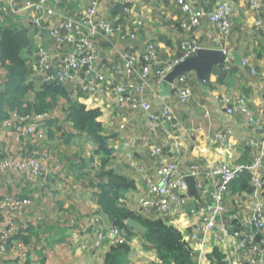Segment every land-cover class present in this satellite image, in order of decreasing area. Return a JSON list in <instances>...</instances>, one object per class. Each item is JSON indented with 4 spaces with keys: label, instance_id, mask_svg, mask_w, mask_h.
Here are the masks:
<instances>
[{
    "label": "crops",
    "instance_id": "0c3cea01",
    "mask_svg": "<svg viewBox=\"0 0 264 264\" xmlns=\"http://www.w3.org/2000/svg\"><path fill=\"white\" fill-rule=\"evenodd\" d=\"M2 1L8 8L15 2L19 5L20 11L11 14L1 25L22 28L30 33L34 48L30 54L26 53V57L34 68L38 46L44 45L52 50L53 40L48 32L44 35L43 30L34 28L31 13L21 8L24 0ZM92 1L62 0L55 5L69 15L71 11L78 14ZM188 1L209 12L216 3V0ZM118 2H129L126 6L131 12L124 16L111 14ZM99 12L110 23L121 24L127 27L128 32L136 34V39L129 44L122 42L117 35L110 43L103 38L97 39L101 58L98 70L108 80L125 84L128 79L119 73L124 67L123 54L128 50L139 54L147 43L155 46L161 65L182 54V42L187 35L180 27L183 15L169 0H102ZM261 17L264 18V12ZM137 21L142 23L140 27L135 25ZM193 37L205 49L226 50L228 53L223 63L215 68L209 84H203L195 72L189 73L191 96L185 104L174 86L176 81L158 84L153 78L142 95L152 103L155 111L160 109L162 102L172 107L177 122L176 135L181 137V156L176 161L182 176L189 174L192 164L204 171L220 164L234 168L251 165L259 155L256 145L264 136V35L255 27L248 0L236 1L227 39L222 38L208 21H204ZM244 60L248 61L247 66H243ZM220 67L227 71L222 72ZM0 69L2 79H5L7 71L1 63ZM89 80L94 81V77L90 76ZM237 97L245 98L258 124H250L238 110L234 104ZM78 100L88 109L101 111L99 120L103 123L108 143L118 154L108 169L132 184V188L123 193L122 207L142 218L162 219L163 214L155 210L143 212L140 201L146 196V179L160 166L149 147L152 144L164 147L167 153L164 159L172 161L174 157L169 153L171 135H165L161 130L153 133L147 125L146 114L141 110L119 108L104 84L94 94L84 95ZM225 100H230V104L226 105ZM61 102L66 100L60 99L51 111L52 121L43 131L42 140L31 136L18 146L13 134L0 128V156L6 157L24 148L50 153L51 160L44 163L52 167L56 158L64 164V170L53 174L46 182L34 179L29 171L0 172V197L32 201L19 220L22 226L19 238L7 251L4 264H174L173 261L162 260L159 252L145 239V232L138 230L129 232L127 251L116 249L115 238L111 234L115 226L101 208L98 197L100 185H107L108 180L100 179L101 164L90 158V151L96 146L67 122L69 107L62 110ZM229 110L233 112L229 113ZM123 125L125 129H121ZM229 131L234 133L230 138L232 148L228 142H217L218 134ZM262 172L264 175V168ZM198 197V190L193 196L188 195L187 204L179 214L172 216V223L167 219L168 225L190 235L196 223L193 211L197 203L194 199ZM229 197H232L229 210L241 212V216L249 214L252 203L244 192H232ZM208 200L209 197L204 198L205 203ZM3 220L4 217L0 216V227ZM244 231L256 234L251 228ZM206 244L209 253L219 248L212 238L206 240ZM23 254L27 258L25 261L18 258ZM231 259L234 264H244L235 254Z\"/></svg>",
    "mask_w": 264,
    "mask_h": 264
},
{
    "label": "built area",
    "instance_id": "2783aa9c",
    "mask_svg": "<svg viewBox=\"0 0 264 264\" xmlns=\"http://www.w3.org/2000/svg\"><path fill=\"white\" fill-rule=\"evenodd\" d=\"M101 1L94 0L78 14L69 16L55 5L62 3V0H24L21 8L31 13L34 28L39 31L47 30L53 40L52 50L44 45L38 46L34 70L47 83L80 84L85 95L94 94L100 85L104 84L119 108L141 110L146 114L147 125L153 133L161 130L165 135H171L169 153L174 157L172 161L164 159L167 155L164 147L156 144L149 147L152 157L159 161L160 166L146 179L147 192L140 201L141 210L146 213L155 210L163 214L162 219L169 218L172 223L174 220L172 216L179 214L187 204L189 193L185 178L194 177L197 181L199 197L194 199L197 203L193 211L196 223L190 235L188 234V239L193 243L202 237L203 247L197 264H209L206 244L209 238L213 239L217 247L224 250L227 264H234L231 259L232 254L237 255L244 264H264V175L262 172L264 136L262 142L256 145L259 148V155L251 165L234 168L220 164L204 171L192 164L189 174L182 176L176 161L181 156V137L176 135L177 122L172 107L162 102L160 109L155 111L152 103L142 95L151 79L154 78L158 84L165 82L177 65L205 49L204 45L193 37L194 32L203 25L204 21L214 25L220 36L227 39L231 32L237 0H216L215 8L210 12L193 6L188 0H169L183 15L180 27L187 35L182 42V54L161 65L156 48L151 43H147L139 54L128 50L123 54L124 67L119 72L123 78L128 79L125 84L108 80L98 70L101 58L97 50V39L103 38L110 43L117 35L122 42L129 44L136 39V34L132 31L128 32L127 27L121 24L114 25L107 21L105 15L99 12ZM127 3L129 2L123 3L125 13L131 12L126 6ZM248 4L250 12L255 17V27L264 35V18L261 17L264 12V0H248ZM19 11L17 2L8 8L0 0V27L15 28L1 24L11 14ZM135 25L140 27L142 23L137 21ZM223 52L225 55L228 54L226 50ZM141 62L142 66H140ZM247 65L248 61L244 60L243 66ZM83 70L85 75L82 76ZM90 76L94 77V81L88 79ZM189 76V74L182 75L174 84L184 104L191 96ZM2 82L0 69V85ZM225 104L229 105L230 100H225ZM234 104L247 117L250 124H258L259 121L251 115L245 98L237 97ZM232 112L233 110H229V113ZM51 121V112L29 115L12 112L0 123V128L9 130L13 134L15 143L20 146L24 139L31 136L42 140L43 131ZM121 129H125V126H121ZM233 135L232 131L218 134L217 142H228V146L232 148L230 138ZM45 160H51L50 153L43 154L36 150L20 148L9 156H0V172L29 171L34 179L46 182L53 174L62 172L64 164L56 158L55 166L52 167L44 163ZM241 168L248 172L250 188L244 193L252 203L251 211L249 214H243L245 216H241V212L229 210V201L232 197L227 195L228 186ZM205 197L210 199L206 201L207 203L204 201ZM31 205L30 199L0 197V216L4 217L3 225L0 227V264H4V257L9 248L14 247L15 239L22 229L19 220L25 209ZM236 226H240L243 231L235 229ZM245 226L255 230L256 234L246 233ZM111 234L117 246L129 244L122 230L113 228ZM257 235L262 238L260 242L256 240ZM18 258L24 261L27 259L25 254Z\"/></svg>",
    "mask_w": 264,
    "mask_h": 264
},
{
    "label": "trees",
    "instance_id": "16d2710c",
    "mask_svg": "<svg viewBox=\"0 0 264 264\" xmlns=\"http://www.w3.org/2000/svg\"><path fill=\"white\" fill-rule=\"evenodd\" d=\"M74 15L73 11L69 14V16ZM33 48L34 39L27 30L0 27V63L7 71L0 85L2 86L0 89V123L12 112L20 115L51 112L60 99L66 100L69 105L66 113L67 122L96 146L90 151V158L101 164L100 179L108 180V186L100 185L99 204L110 216L115 228L126 231V237L129 240L131 229L126 222L131 219L136 220L146 228L145 239L159 252L162 260L173 261L174 264H197L203 247L201 239L191 243L188 233L168 225L167 219L142 218L122 207L120 201L123 193L132 188V184L108 169L118 154L108 143L103 123L99 120L101 111L88 109L86 105L79 102L78 99L85 95L80 84L61 85L44 82L42 76L37 74L26 57V53L30 54ZM223 67H220V70L226 72L227 70ZM217 74L220 76L219 71ZM83 75H85L84 70ZM249 188L248 180H245L241 187L234 189L233 193L248 192ZM235 229L242 230L240 226H236ZM16 238L18 239L19 236ZM116 249L127 251L128 245L117 246ZM207 257L209 264H226L225 255L219 248L208 253Z\"/></svg>",
    "mask_w": 264,
    "mask_h": 264
},
{
    "label": "water",
    "instance_id": "95a60500",
    "mask_svg": "<svg viewBox=\"0 0 264 264\" xmlns=\"http://www.w3.org/2000/svg\"><path fill=\"white\" fill-rule=\"evenodd\" d=\"M125 5L122 2H118L114 8L111 10V14H120L124 16L125 14ZM43 34H47V30H43ZM225 54L221 50H211L203 49L200 50L196 56L187 59L181 64L177 65L175 69L167 76L166 82L173 84L179 77L184 74H189L195 72L203 84L208 85L210 78L217 66H219L224 61ZM93 75V74H92ZM248 178V172L241 168L235 175V178L232 180L228 186V197L234 191V189L242 186L244 181ZM185 181L188 185V193L190 196H193L197 193V181L194 177L188 176L185 178ZM126 225L132 230H138L141 232H146V228L136 220H128ZM244 229L249 230L250 228L245 226ZM202 239V237L200 238ZM260 236H256V240L259 241Z\"/></svg>",
    "mask_w": 264,
    "mask_h": 264
},
{
    "label": "rangeland",
    "instance_id": "374dc122",
    "mask_svg": "<svg viewBox=\"0 0 264 264\" xmlns=\"http://www.w3.org/2000/svg\"><path fill=\"white\" fill-rule=\"evenodd\" d=\"M59 105H60V107H62V110H64L65 107L66 108L69 107L67 101L66 102H61Z\"/></svg>",
    "mask_w": 264,
    "mask_h": 264
}]
</instances>
